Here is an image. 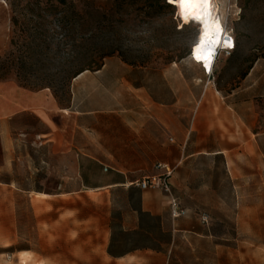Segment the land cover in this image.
I'll list each match as a JSON object with an SVG mask.
<instances>
[{
  "label": "rangeland",
  "instance_id": "1",
  "mask_svg": "<svg viewBox=\"0 0 264 264\" xmlns=\"http://www.w3.org/2000/svg\"><path fill=\"white\" fill-rule=\"evenodd\" d=\"M165 3L168 0H0V81L49 88L64 105L70 101L73 78L84 69L108 60L146 67L152 74L154 101L175 107L178 94L184 130L174 140L201 150L184 162L173 180L182 207L189 209L184 224L197 233L179 232L168 263L162 264H264V166H256L250 153L243 155L239 149L253 137L251 132L263 133L264 146V0H215L235 48L219 51L209 76L192 59L199 25L184 23L178 8ZM228 94L233 95L227 103L245 105V136L239 128L217 134L207 124L208 103ZM226 142L236 147L229 161L212 153ZM19 184L39 187L31 176ZM17 188L0 185V264H105L106 207L103 213L93 206L70 217L87 229L53 231L46 222L55 214L39 216L37 196ZM118 200L122 207L124 196ZM204 213L208 221L202 220ZM39 220L45 223L41 229ZM96 221L102 226L98 231ZM124 264L159 260L143 257Z\"/></svg>",
  "mask_w": 264,
  "mask_h": 264
},
{
  "label": "crops",
  "instance_id": "2",
  "mask_svg": "<svg viewBox=\"0 0 264 264\" xmlns=\"http://www.w3.org/2000/svg\"><path fill=\"white\" fill-rule=\"evenodd\" d=\"M151 81V71L142 65L108 60L100 69L84 70L73 78L70 101L64 105L49 88L30 89L13 79L0 81V185L35 194L38 215L55 214L46 222L53 231L87 229V224L70 217L93 206L103 213L106 207L105 264L143 257L168 263L167 254L179 232L197 233L184 224L189 209L174 219L163 191L137 185L145 176L164 171L157 168L159 163L174 168L173 184L184 162L201 153L199 148L174 140L184 130L183 113L177 110L178 94L175 107L156 102ZM231 95L208 103L207 124L217 134L239 128L245 136L248 128L241 113L245 105L227 103ZM251 133L253 137L241 142L239 149L263 167V133ZM235 150L226 142L212 153L229 161ZM25 176H31L39 187L19 184ZM121 196L125 198L122 207L117 204ZM67 212L69 217L61 220ZM43 224L39 220L38 229ZM100 228L96 221L95 229ZM129 241L150 242L130 248Z\"/></svg>",
  "mask_w": 264,
  "mask_h": 264
},
{
  "label": "snow or ice",
  "instance_id": "3",
  "mask_svg": "<svg viewBox=\"0 0 264 264\" xmlns=\"http://www.w3.org/2000/svg\"><path fill=\"white\" fill-rule=\"evenodd\" d=\"M168 2L178 8V18L180 20H183L184 23L195 22L199 25V34L197 36L195 44L191 49L192 56L198 63L203 62L201 55H199L198 53L200 52L201 48L205 46V36H208L209 44L216 45V48L208 53V63L204 64V67L208 69L213 63L212 57L218 54V48L222 46L221 41L223 42V45H226L227 47L232 46L231 37L220 35V33L224 31L222 25H218L217 38L214 40L212 38V33L209 31V26L207 25V23H205L204 18L202 16H193L191 14L194 7L199 5L211 6L213 0H168ZM209 11H211V8H209ZM186 12L188 14H186Z\"/></svg>",
  "mask_w": 264,
  "mask_h": 264
},
{
  "label": "built area",
  "instance_id": "4",
  "mask_svg": "<svg viewBox=\"0 0 264 264\" xmlns=\"http://www.w3.org/2000/svg\"><path fill=\"white\" fill-rule=\"evenodd\" d=\"M234 47L235 45L233 44L228 51L234 50ZM157 168L163 169L164 171L145 176L137 182V185L142 189H160L163 191L168 198L172 217L174 219L179 218L186 213V209L182 207L178 196L173 190L171 179L174 173V168L164 166L160 163L157 165ZM202 220L208 221L209 215L206 213L202 214Z\"/></svg>",
  "mask_w": 264,
  "mask_h": 264
},
{
  "label": "bare ground",
  "instance_id": "5",
  "mask_svg": "<svg viewBox=\"0 0 264 264\" xmlns=\"http://www.w3.org/2000/svg\"><path fill=\"white\" fill-rule=\"evenodd\" d=\"M216 7L217 6L215 5V0H213V3L211 4V6L199 5V6L194 7L192 12H191V14L193 16H202L204 18V21L209 26V31L212 33V38L214 40L217 38V27H218V25H222V22H221L220 18L217 15ZM209 8H211V11H209ZM186 14H188V13L186 12ZM223 29H224V31L222 33H220V35L231 37V44L235 45V40H234L233 36H231V34L227 35V30H225L224 27H223ZM205 42H206L205 46L201 48V50H200V52L198 54L201 55V57H202V61L203 62H200V64L204 68L205 72L211 73L213 71V68H214V65H215V61L217 59L216 55H214L212 57L213 63H212V65H210V67L208 69H206L204 67V64L208 63V59H207L208 53L213 51V49L216 48V45L208 43V36H205ZM221 45L223 46V49H230L232 47V46L231 47H227L226 45H223L222 41H221ZM222 46H220V47H222ZM218 54H219V52H218ZM192 59L194 61H196L193 58V56H192Z\"/></svg>",
  "mask_w": 264,
  "mask_h": 264
},
{
  "label": "trees",
  "instance_id": "6",
  "mask_svg": "<svg viewBox=\"0 0 264 264\" xmlns=\"http://www.w3.org/2000/svg\"><path fill=\"white\" fill-rule=\"evenodd\" d=\"M165 5L170 6L169 3H165ZM103 63H104V62H103ZM103 63H101L99 66H97V67H95V68H93V69H90V70H97V69H100V68L102 67ZM84 70H87V69H84ZM84 70L80 71L79 73L83 72ZM79 73H77V74H79ZM77 74H76V75H77ZM76 75H75V76H76Z\"/></svg>",
  "mask_w": 264,
  "mask_h": 264
},
{
  "label": "clouds",
  "instance_id": "7",
  "mask_svg": "<svg viewBox=\"0 0 264 264\" xmlns=\"http://www.w3.org/2000/svg\"><path fill=\"white\" fill-rule=\"evenodd\" d=\"M216 57H217V55H216Z\"/></svg>",
  "mask_w": 264,
  "mask_h": 264
}]
</instances>
